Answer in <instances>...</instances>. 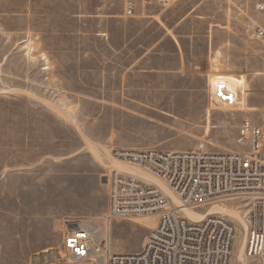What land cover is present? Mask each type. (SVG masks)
Segmentation results:
<instances>
[{"label":"rangeland","instance_id":"rangeland-1","mask_svg":"<svg viewBox=\"0 0 264 264\" xmlns=\"http://www.w3.org/2000/svg\"><path fill=\"white\" fill-rule=\"evenodd\" d=\"M254 4L166 0L168 28L183 35L190 46L185 59L200 67L177 73L168 60L166 71L143 73L128 68L126 52L106 50L99 40L81 45L97 50H45L79 40L26 34V22L14 19V3L0 2V264H29L35 251L49 247L62 250L65 258L57 264H91L63 251L65 222L89 219L106 228L108 177L122 162L116 149H240L242 121L264 118V39L254 34L261 22ZM211 80L237 88L240 105L213 107ZM212 207L218 208L210 214L236 227L231 264H237L244 227L219 208L247 216V202L224 198L192 210ZM150 217L154 225L145 222ZM158 219L114 220L112 250L140 251ZM245 255L246 264H264V256ZM50 256L36 257L35 264L55 259Z\"/></svg>","mask_w":264,"mask_h":264},{"label":"built area","instance_id":"built-area-1","mask_svg":"<svg viewBox=\"0 0 264 264\" xmlns=\"http://www.w3.org/2000/svg\"><path fill=\"white\" fill-rule=\"evenodd\" d=\"M261 16L254 34L264 39V0H255ZM131 0L127 13L132 14ZM213 107L240 105L238 89L225 80L208 83ZM236 142L239 150L209 152L160 148H120L114 156L131 167L155 175L171 189L175 202L157 184L115 170L108 177L106 228L89 219L67 220L63 251L91 264H231L236 227L222 215L193 220L184 210L224 198H241L248 205L246 252L264 256V118L243 120ZM157 214V225L137 252H114L110 226L116 219ZM61 254L60 260H64Z\"/></svg>","mask_w":264,"mask_h":264},{"label":"crops","instance_id":"crops-1","mask_svg":"<svg viewBox=\"0 0 264 264\" xmlns=\"http://www.w3.org/2000/svg\"><path fill=\"white\" fill-rule=\"evenodd\" d=\"M13 2V16L16 21L24 20L27 24L26 34L57 36V41L70 39L81 42H69L46 47L45 50L86 51L98 48H86L82 41L86 38L92 43L102 41L103 47L109 51L126 52L128 68L143 73L166 71L167 63L174 62V72L196 73L198 63L189 62L188 44L183 42V35L168 28L166 19V0H131L133 12L127 13L128 0H0ZM5 14V13H4ZM183 17H181V20ZM36 20L45 25L36 24ZM171 41L170 48L166 40ZM136 40L135 43H132ZM134 52V57L131 54ZM169 60V61H168ZM185 71V72H183ZM55 259L49 263L60 261L62 250L49 247L35 251L29 264L40 259Z\"/></svg>","mask_w":264,"mask_h":264},{"label":"bare ground","instance_id":"bare-ground-1","mask_svg":"<svg viewBox=\"0 0 264 264\" xmlns=\"http://www.w3.org/2000/svg\"><path fill=\"white\" fill-rule=\"evenodd\" d=\"M200 148H202V147L200 146ZM114 164H116V166L122 171L129 172L132 174H136L138 176L143 177L144 179L148 180L151 183L157 184L158 186H160L165 191V193L168 196H170L175 202H177V198L175 197V195L173 194L171 189L167 186V184H165L162 180L157 178L155 175L148 173L141 168L128 166L127 164H125L123 162H115ZM217 208L212 207L204 213L194 211V210H192V208H188V209L184 210V214H185V216H187L193 220H200V219H203L205 216L210 215V213L214 212V210H216ZM219 209H221L223 212H227L228 214L232 215L244 227V238L241 242V245L239 246V250H237L235 260H236L237 264H246L245 247H246V237H247V232H248V227H249L247 216L245 214H242L239 210L232 208V207H222ZM221 210H218V211L221 212ZM145 222H147L149 225H154V223L156 221H155L154 217H150L147 220H145ZM135 245H134V247H135Z\"/></svg>","mask_w":264,"mask_h":264}]
</instances>
